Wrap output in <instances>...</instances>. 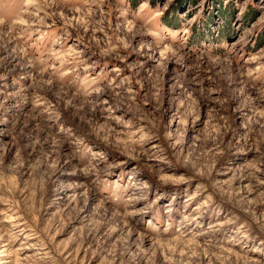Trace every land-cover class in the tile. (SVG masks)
I'll use <instances>...</instances> for the list:
<instances>
[{
  "label": "rangeland",
  "instance_id": "1",
  "mask_svg": "<svg viewBox=\"0 0 264 264\" xmlns=\"http://www.w3.org/2000/svg\"><path fill=\"white\" fill-rule=\"evenodd\" d=\"M0 264H264V0H0Z\"/></svg>",
  "mask_w": 264,
  "mask_h": 264
}]
</instances>
